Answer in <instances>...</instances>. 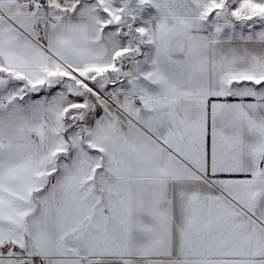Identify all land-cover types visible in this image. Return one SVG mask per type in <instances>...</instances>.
I'll list each match as a JSON object with an SVG mask.
<instances>
[{
	"label": "snow or ice",
	"instance_id": "1",
	"mask_svg": "<svg viewBox=\"0 0 264 264\" xmlns=\"http://www.w3.org/2000/svg\"><path fill=\"white\" fill-rule=\"evenodd\" d=\"M0 264H264V0H0Z\"/></svg>",
	"mask_w": 264,
	"mask_h": 264
}]
</instances>
